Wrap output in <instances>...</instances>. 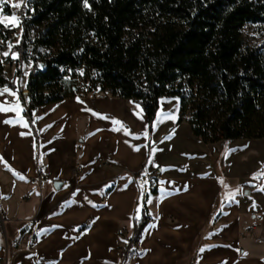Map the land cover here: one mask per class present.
<instances>
[{"label": "crops", "instance_id": "0c3cea01", "mask_svg": "<svg viewBox=\"0 0 264 264\" xmlns=\"http://www.w3.org/2000/svg\"><path fill=\"white\" fill-rule=\"evenodd\" d=\"M26 68L22 95H0L9 109L0 111L4 264H264V181L228 177L224 193L218 151L211 157L208 150L220 142L205 145L179 122V98L162 99L152 125L139 104L106 94L41 105L36 138L22 102ZM140 172H159L161 180L147 197L150 221L137 251L125 262L124 240L145 189L134 180Z\"/></svg>", "mask_w": 264, "mask_h": 264}, {"label": "trees", "instance_id": "16d2710c", "mask_svg": "<svg viewBox=\"0 0 264 264\" xmlns=\"http://www.w3.org/2000/svg\"><path fill=\"white\" fill-rule=\"evenodd\" d=\"M86 2L26 0L9 60L14 78L0 56V89L22 95L17 78L31 68L22 102L36 138L39 106L97 93L136 102L150 125L163 98H179V122L205 145L264 139V43L250 47L243 36L247 25H264V0ZM12 39L0 23V41ZM258 173L263 182L264 167ZM155 190L146 184L140 192L125 262L150 221L146 201Z\"/></svg>", "mask_w": 264, "mask_h": 264}, {"label": "rangeland", "instance_id": "374dc122", "mask_svg": "<svg viewBox=\"0 0 264 264\" xmlns=\"http://www.w3.org/2000/svg\"><path fill=\"white\" fill-rule=\"evenodd\" d=\"M25 1L26 0H5V4L2 7H0V21H2L1 23L5 26L7 30L14 33L11 43H9L13 46L11 49H9L8 47L9 44H5L3 41H0V47H2V50L0 51V56L1 58H4L7 62L10 60L8 59L10 55L12 60L16 59L13 58V55L11 54V50L15 46H17L20 42L22 25L20 23L18 12L20 11ZM17 4H19L20 7L18 8L14 7V5ZM7 6L11 8L10 12L5 11V7ZM13 13H15V17H16L15 24L12 22ZM243 36L247 46L252 47L263 44L264 25H247L243 29ZM4 52H8L9 55L4 56L3 55ZM26 67L29 66L28 65L23 66V72H24V68L25 70L27 69ZM6 70L10 78L15 77V70H16L15 66H11V64H9L6 67ZM24 78H25L24 75H21L17 78V84L21 90H23L25 86ZM177 102L179 106V101L177 100ZM241 142L243 143L223 141L217 144L215 147L208 148L211 157H213L215 151H218V153L215 154V157H213V162L215 164L214 167L216 173L221 177L223 181L222 184H223L224 193L227 192L228 190L227 184L230 183V181L227 180L228 177L232 178L231 181L235 179L234 181L239 183L240 179L244 178L245 175L248 174L249 175L247 177L249 178V182H247L248 184H251L255 181H258L256 183L259 184L261 183L260 181L262 179V176L258 172H261L262 168L264 167V144L260 141H250V140H244ZM250 142H256V143H250ZM239 151H242V156H243L242 158L238 153ZM139 208L142 209V204H140ZM138 212H140L139 209ZM130 237L129 238L126 237L124 240L125 242L123 244V249H122L123 256H125V253L128 250ZM0 261L4 264L3 260Z\"/></svg>", "mask_w": 264, "mask_h": 264}, {"label": "built area", "instance_id": "2783aa9c", "mask_svg": "<svg viewBox=\"0 0 264 264\" xmlns=\"http://www.w3.org/2000/svg\"><path fill=\"white\" fill-rule=\"evenodd\" d=\"M23 6H24V3H23ZM23 6L21 7V9L23 8ZM21 9H20V11L18 12V14H19L20 23H21V25H22V30H23L22 16H21V14H20V12L22 11ZM11 34H12V38H13L14 33L11 32ZM1 50H2V47H0V51H1ZM13 53H14V54H17L15 48H13V49L11 50V54H13ZM10 58H11V55L9 56L8 59H10ZM2 60H3L4 62H6L7 64H9V61L7 62L4 58H2ZM39 173H40V174H43V173H44V169H43V168H40V169H39ZM134 180H135V182H136V184H137L138 186H143V185L149 184L150 186L154 187V186H157L158 183H159V181L161 180V175L159 174V172H155V173H153V174H151V175H148V176H143V175H141V176H137ZM0 264H3V263L0 261Z\"/></svg>", "mask_w": 264, "mask_h": 264}, {"label": "snow or ice", "instance_id": "6c2138e0", "mask_svg": "<svg viewBox=\"0 0 264 264\" xmlns=\"http://www.w3.org/2000/svg\"><path fill=\"white\" fill-rule=\"evenodd\" d=\"M5 4V0H0V7H2L3 5ZM85 6H87V2H86V0H85ZM14 7H20V5L19 4H17V5H14ZM0 22H2V21H0ZM12 22L15 24L16 23V17H15V13H13V16H12ZM8 47H9V49H11L13 46L11 45V44H9L8 45ZM3 55L4 56H8L9 55V53L8 52H4L3 53ZM13 55V58L15 59L16 58V54H12ZM7 92H9V89H7V88H5V89H3L2 91H0V95H3L4 93H7ZM12 95H15V93H12ZM16 109H19V103L17 102V104H16ZM9 109H7L5 106H4V104L3 103H0V111H8ZM15 110V109H14ZM5 123H12V121H5ZM113 123L114 124H118V125H120V128H123L124 126H123V124H122V122H120V121H113ZM25 127L27 126L26 124L24 125ZM117 130H119V129H117ZM21 135H24V133H21ZM137 151L139 150V149H136ZM3 160V158L2 157H0V161H2ZM11 170V169H10ZM18 175V174H17ZM20 178L21 179H23L24 177H22V176H20ZM221 183H223V181H221ZM185 190H187V189H185ZM260 191H264V188H261V189H259ZM231 198H233L234 199V195L231 197ZM206 249L205 248H201L200 249V251L201 252H204ZM244 255H247V253H244Z\"/></svg>", "mask_w": 264, "mask_h": 264}, {"label": "water", "instance_id": "95a60500", "mask_svg": "<svg viewBox=\"0 0 264 264\" xmlns=\"http://www.w3.org/2000/svg\"><path fill=\"white\" fill-rule=\"evenodd\" d=\"M60 185H61V184L57 182V183L55 184V187H56V188H60ZM249 191H250V190H247L248 193H250Z\"/></svg>", "mask_w": 264, "mask_h": 264}]
</instances>
